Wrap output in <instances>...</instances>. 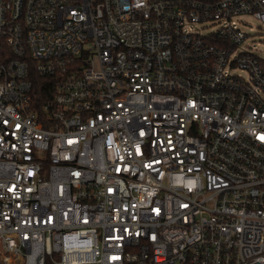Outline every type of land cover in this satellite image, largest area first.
I'll return each mask as SVG.
<instances>
[{"label": "built area", "instance_id": "2783aa9c", "mask_svg": "<svg viewBox=\"0 0 264 264\" xmlns=\"http://www.w3.org/2000/svg\"><path fill=\"white\" fill-rule=\"evenodd\" d=\"M245 15L264 0H0V264H264ZM31 66L60 74L41 108Z\"/></svg>", "mask_w": 264, "mask_h": 264}, {"label": "trees", "instance_id": "16d2710c", "mask_svg": "<svg viewBox=\"0 0 264 264\" xmlns=\"http://www.w3.org/2000/svg\"><path fill=\"white\" fill-rule=\"evenodd\" d=\"M29 75L32 80V88L30 90V101L32 107L41 108L54 94L56 90V82L60 77L59 73L44 76L36 72L33 66L29 69Z\"/></svg>", "mask_w": 264, "mask_h": 264}, {"label": "rangeland", "instance_id": "374dc122", "mask_svg": "<svg viewBox=\"0 0 264 264\" xmlns=\"http://www.w3.org/2000/svg\"><path fill=\"white\" fill-rule=\"evenodd\" d=\"M243 19L249 23V25L242 27L245 32L249 33L245 39V43L250 42L252 47L258 49V53L261 54L260 56H264V27L261 22L251 15H245ZM201 26L200 24L196 25V27L203 32L216 29V24H209L206 27L200 28Z\"/></svg>", "mask_w": 264, "mask_h": 264}]
</instances>
